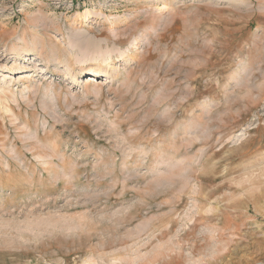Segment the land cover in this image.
Returning a JSON list of instances; mask_svg holds the SVG:
<instances>
[{
  "label": "rangeland",
  "instance_id": "1",
  "mask_svg": "<svg viewBox=\"0 0 264 264\" xmlns=\"http://www.w3.org/2000/svg\"><path fill=\"white\" fill-rule=\"evenodd\" d=\"M0 264H264V0H0Z\"/></svg>",
  "mask_w": 264,
  "mask_h": 264
},
{
  "label": "bare ground",
  "instance_id": "2",
  "mask_svg": "<svg viewBox=\"0 0 264 264\" xmlns=\"http://www.w3.org/2000/svg\"><path fill=\"white\" fill-rule=\"evenodd\" d=\"M94 64H97V63H94ZM94 64H93V66H94Z\"/></svg>",
  "mask_w": 264,
  "mask_h": 264
}]
</instances>
